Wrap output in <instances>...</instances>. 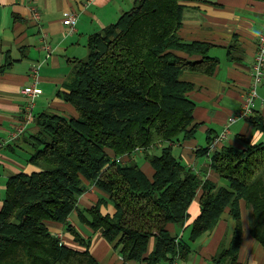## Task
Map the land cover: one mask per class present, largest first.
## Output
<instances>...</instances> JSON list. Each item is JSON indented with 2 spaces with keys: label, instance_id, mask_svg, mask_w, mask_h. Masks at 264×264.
<instances>
[{
  "label": "trees",
  "instance_id": "trees-1",
  "mask_svg": "<svg viewBox=\"0 0 264 264\" xmlns=\"http://www.w3.org/2000/svg\"><path fill=\"white\" fill-rule=\"evenodd\" d=\"M183 9L181 0H135L117 22L90 36L89 54L75 61V75L63 94L78 115H35L39 131L30 135L34 152L29 161L38 169L7 181L0 264H101L90 250L91 239L68 221L87 182L102 195L80 217L94 231L102 230L126 261L173 264L188 256L193 242L212 232L230 207L235 233L215 259L216 264H241L242 198L250 210L251 232L264 244V142L213 152L211 166L227 186L204 179L173 152L174 143L194 138L198 130L196 102L188 94L194 84L182 80V73L214 74L219 63L209 54L210 43L183 41ZM246 120L264 131L260 112ZM161 144L159 153L152 150ZM140 148L155 170L153 179L133 158ZM201 152L208 154L210 146ZM122 155L132 156L131 161L118 162ZM200 189L202 210L186 227L189 237L173 234L167 225L185 226ZM108 204L114 205L113 214L102 212ZM50 222L64 223L85 249L53 234Z\"/></svg>",
  "mask_w": 264,
  "mask_h": 264
},
{
  "label": "crops",
  "instance_id": "crops-1",
  "mask_svg": "<svg viewBox=\"0 0 264 264\" xmlns=\"http://www.w3.org/2000/svg\"><path fill=\"white\" fill-rule=\"evenodd\" d=\"M135 0H0V210L5 197L8 179L20 172H32L38 167L29 160L34 152L30 135L39 131L32 122L28 130L18 139L11 140L15 127L22 121L26 95L21 90L32 82L31 68L40 64L38 88L41 90L35 115L54 112L66 117L77 116L76 108L67 102L63 94L69 91L75 75V61L89 54L88 41L92 34L115 23L134 6ZM184 7L180 36L186 43H210L209 54L218 58L214 74L185 71L181 78L194 84L188 93L196 102L194 122L198 130L194 138L173 144L174 154L186 161L204 179L217 186H227L226 181L212 166V154L223 146L246 149L250 144L264 142V131L255 128L245 118L230 126L228 137L217 149L202 154L213 139L226 127L229 118L241 108L252 83V69L258 49L259 34L264 30V0H181ZM41 13L40 21L33 18V8ZM77 12L76 30L70 31L64 19ZM47 42L51 52L44 48ZM180 55L194 60L202 59L199 54ZM260 99L253 113L260 112L264 119V78L259 84ZM252 113V114H253ZM165 145V144H164ZM163 144L152 149L157 152ZM132 156L124 155L123 163ZM143 171L153 179L155 170L145 158L144 151L133 157ZM89 184L80 196L79 208L74 210L68 221L87 239H91L90 250L101 264H139L126 261L102 233L94 231L84 219L81 211L92 207L102 195L95 184ZM189 207V218L180 228L169 223L167 228L180 237L185 236L201 213V196ZM243 241L238 261L241 264H264V244L251 232L250 210L244 198L240 200ZM104 214L115 212L113 204L103 205ZM237 222L227 207L214 230L193 242V251L178 264H216L218 257L228 249L233 239ZM53 234L78 249H85L61 222H50ZM155 240L150 242V252ZM147 264V263H144Z\"/></svg>",
  "mask_w": 264,
  "mask_h": 264
},
{
  "label": "built area",
  "instance_id": "built-area-1",
  "mask_svg": "<svg viewBox=\"0 0 264 264\" xmlns=\"http://www.w3.org/2000/svg\"><path fill=\"white\" fill-rule=\"evenodd\" d=\"M33 18L36 21H40L41 13L39 9L34 7L33 9ZM78 13L72 12L69 14L65 19L64 23L69 27L70 31L76 30V24L78 22ZM44 48L48 49L51 52V46L47 42L44 43ZM40 64H35L31 68V78L32 82L30 85L25 86L22 88L21 92L26 95V102L24 105V113L22 121L15 127L14 131L11 134V140H16L20 138L27 130L28 127L35 119V108H36V101L41 92L38 88V82L40 79ZM252 83L247 91L246 99L244 100L241 108L237 111L234 115H232L224 130L218 134L213 141L210 143V150H215L222 143L230 133V126L234 122L239 119L248 118L252 115L254 111V107L258 99H260L259 93V84L262 82L264 78V30L259 34V42H258V49L255 56L253 69H252ZM3 145V142H0V147ZM142 150L141 148L138 151ZM123 156H118L117 161L123 162ZM61 238V235H58ZM62 239V238H61ZM173 264H178V260H175Z\"/></svg>",
  "mask_w": 264,
  "mask_h": 264
},
{
  "label": "rangeland",
  "instance_id": "rangeland-1",
  "mask_svg": "<svg viewBox=\"0 0 264 264\" xmlns=\"http://www.w3.org/2000/svg\"><path fill=\"white\" fill-rule=\"evenodd\" d=\"M160 151V150H159ZM159 153V152H158ZM184 163H186V161H184ZM226 181V180H225ZM226 183L228 184V182L226 181ZM185 239H187L189 237V229L186 231L185 233Z\"/></svg>",
  "mask_w": 264,
  "mask_h": 264
}]
</instances>
